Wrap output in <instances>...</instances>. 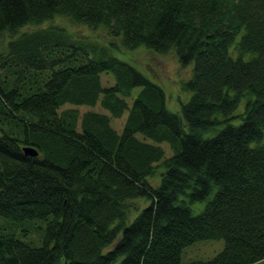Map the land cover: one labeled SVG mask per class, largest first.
<instances>
[{
	"label": "trees",
	"instance_id": "trees-1",
	"mask_svg": "<svg viewBox=\"0 0 264 264\" xmlns=\"http://www.w3.org/2000/svg\"><path fill=\"white\" fill-rule=\"evenodd\" d=\"M57 15L117 42L38 26ZM0 35V264L264 258V0H0ZM138 47L189 68L177 109Z\"/></svg>",
	"mask_w": 264,
	"mask_h": 264
},
{
	"label": "rangeland",
	"instance_id": "rangeland-1",
	"mask_svg": "<svg viewBox=\"0 0 264 264\" xmlns=\"http://www.w3.org/2000/svg\"><path fill=\"white\" fill-rule=\"evenodd\" d=\"M50 24H57L66 27L70 32L74 33L77 36L88 37L93 39H99L105 42L114 41L117 42L113 38L109 37L105 33L102 28H91L89 26L72 22L69 18L62 15L54 16L50 20H46L42 22L38 26H47ZM36 25H25L21 27V30H30L35 28ZM5 35V34H4ZM0 35V49L2 48L3 42L7 39L6 36ZM121 56L125 57L141 70H143L146 74H148L152 79H154L166 92L167 104L172 106L171 108L177 109L179 106V96H182L184 93L181 91L178 86V80L180 77H184L187 75L189 68L181 67L178 64L177 58L175 57L172 51L167 52L166 54H156L152 51L138 47L130 52L127 51H117ZM102 80L104 82L107 80L111 82V76L109 74H103ZM178 102V103H177ZM76 107L79 112H82L86 109H93L99 111L104 110L99 103L95 105H87V104H64L63 107ZM107 112V111H106ZM122 117H111L112 125L118 130L121 128L123 123ZM161 145L164 146L166 153H169V147L166 142H161ZM154 181H157V176L154 174L152 177ZM143 199H137L135 204L138 207H141L144 204ZM203 205L202 202H199L198 205H193V211H199V208ZM27 239L26 237H23ZM29 240V239H27ZM223 239H202L197 240L192 243L186 245L180 254L182 261H188L191 259H207L212 257L218 250H220L223 246ZM57 264H65L64 259L60 257ZM251 264H264V258L258 261H255Z\"/></svg>",
	"mask_w": 264,
	"mask_h": 264
},
{
	"label": "water",
	"instance_id": "water-1",
	"mask_svg": "<svg viewBox=\"0 0 264 264\" xmlns=\"http://www.w3.org/2000/svg\"><path fill=\"white\" fill-rule=\"evenodd\" d=\"M24 153L29 154V155H33L36 154V149L32 146H24L23 147Z\"/></svg>",
	"mask_w": 264,
	"mask_h": 264
}]
</instances>
